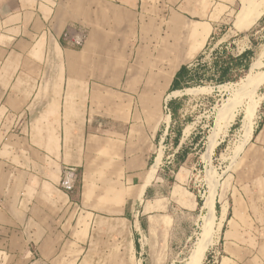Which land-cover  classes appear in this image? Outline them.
<instances>
[{"label":"crops","instance_id":"1","mask_svg":"<svg viewBox=\"0 0 264 264\" xmlns=\"http://www.w3.org/2000/svg\"><path fill=\"white\" fill-rule=\"evenodd\" d=\"M207 7V0H0V264H80L97 217L132 219L140 264H148V237L159 254L192 238L198 207L170 200L147 207L154 177L142 187L173 118L146 122L143 103L180 91L171 87L191 51L176 49L177 40L192 25L206 36ZM144 54L163 55L153 69L161 71L151 75ZM247 180L249 192L227 196L220 264H264V206L248 200L264 177Z\"/></svg>","mask_w":264,"mask_h":264},{"label":"rangeland","instance_id":"2","mask_svg":"<svg viewBox=\"0 0 264 264\" xmlns=\"http://www.w3.org/2000/svg\"><path fill=\"white\" fill-rule=\"evenodd\" d=\"M217 2L207 0L208 21L212 24V28L208 24L206 36H203L205 31L203 26L198 28L192 25L191 32L185 33L184 37L179 39V44L177 40L176 49L185 47L191 51L181 55L190 63L189 67H197L199 63L207 65L208 70L204 72V76H201V82L188 87L190 89L166 94L164 101L160 103L154 105L143 103L146 122L151 121L153 114H159L162 120L169 123L171 115L167 104L172 99L177 100L174 104L176 115L170 122L171 130L160 144L158 155L151 167L150 177L142 187L143 192L150 179L154 177L152 181L155 186L151 187L152 190L147 195V207L149 209L156 205L163 207L170 200L171 204L177 206L198 207L199 212V221L193 236L185 243L170 242L165 245L164 252L160 251L159 254L158 242L152 244L153 240L148 237L146 242L149 243L150 248L146 249L145 254L148 257V264L150 259L155 260V264H163L159 263L163 254L174 255L176 261L173 264H185L196 243L203 236L206 213L203 205L209 192L216 190V210H220L221 206L223 208L229 206L227 196L232 190L234 193L238 189L249 192L248 182H244L249 180L247 178L264 177V79L249 89L244 91L240 89L241 80L252 70L254 61H259L261 64L253 70L260 73L264 71V0H217ZM244 3L249 4V17L245 21L247 27H238L237 15ZM258 13H260L259 18L250 23L253 15ZM198 33L202 36V45H199ZM245 50H249L250 53V68L243 69L237 66L239 68H233L230 72V77L238 75L236 80L218 84L217 74L212 68L214 60L216 58L229 60V56L237 57ZM162 57L161 54L143 55L144 63L151 67L148 70L151 75L161 71V69L158 71L153 69L163 63ZM170 64L169 70L163 75L165 85L180 66L179 61ZM231 103H234L236 116L231 125L226 130H222L220 128L223 120L222 112L225 105ZM247 113L251 115L250 133L246 129ZM180 127H183L180 142L175 145L174 139ZM212 135H215L217 144L214 152L210 153ZM158 158H160L159 164L154 166ZM71 184L73 186V182L67 180L64 182L65 187ZM121 185L122 193L126 188L123 183ZM254 185L256 188L251 191L253 196L248 199L253 209L256 204L264 206V182L255 181ZM171 186L174 188L172 189ZM154 199H156L155 203ZM219 222L221 217L219 219V216H216L213 229L218 227ZM150 232L151 235L156 234L155 231ZM215 236L217 242L207 248L202 264L221 263L223 254L219 241L221 231L216 230ZM134 240L135 228L129 217L127 220L97 217L96 228L87 247L89 250L80 264H140ZM260 250L264 251V246L260 247Z\"/></svg>","mask_w":264,"mask_h":264},{"label":"bare ground","instance_id":"3","mask_svg":"<svg viewBox=\"0 0 264 264\" xmlns=\"http://www.w3.org/2000/svg\"><path fill=\"white\" fill-rule=\"evenodd\" d=\"M244 1H246V0H244ZM248 11H249V4L244 3L242 5V7H241V11L237 15L236 25L238 27H240V26L247 27L245 21L249 17V15H248L249 12ZM259 16H260V13H258L256 15H253L252 19L250 20V23L256 21L259 18ZM260 64L261 63L259 61H254L253 62L252 70L250 72H248V74L245 76V78H243L241 80L242 88H240V89L242 91H244L246 89H249L251 86L255 85L256 83H260V81L264 79V71L260 73V72H255V70H253L255 68H258ZM188 89H190V88H188ZM178 92H180V91H174L173 93H178ZM234 111H235L234 110V103L225 105V107L223 109V112H222L223 120H222V124L220 126V128L222 130H226L231 125L232 121H234V118L236 116ZM169 119H170V117H168V120ZM246 122H247L246 123L247 132L250 133L251 124H252L251 115L250 114L247 115ZM214 136L215 135H212L210 137V146H209V152L210 153L214 152V150L216 148V144H217L215 142ZM159 159L160 158H158V160H157V162L155 163L154 166H157L159 164V161H160ZM215 199H216V190L213 189L207 195V197L205 199V202H204V205H203V208L206 209V213L204 215V223H203V226H204V231H203V234H202L203 236L196 243L194 249L191 252V255H190L188 261L185 264H202V261H203V259L205 257L206 251H207V248L210 245H212L215 242H217V239H215V237H216L215 236V231L216 230H217V232L221 231L222 225H223L222 223H223V220L225 219L228 207L224 206V208L222 209L221 222H219L220 224L218 225V227L216 229H213V223H214V219L216 217V202H215Z\"/></svg>","mask_w":264,"mask_h":264},{"label":"trees","instance_id":"4","mask_svg":"<svg viewBox=\"0 0 264 264\" xmlns=\"http://www.w3.org/2000/svg\"><path fill=\"white\" fill-rule=\"evenodd\" d=\"M249 50H245L237 57L229 56V60L222 59V58H216L214 60L213 69L214 73L217 74L216 81L218 84L226 83L229 81L236 80L238 78V75L235 77H230V72L233 70V68H239L237 66L249 69L251 65V61L249 59ZM199 60V59H198ZM208 67L205 64H198L197 67L191 68L188 65H183L180 70L177 72L176 77L173 81L171 91L174 90H183L188 87H191L192 85L198 84L201 82V76H204V72H207ZM240 70V69H238ZM200 79V81H199ZM177 103L176 99H172L167 104L170 110V114L172 118L174 119L176 115V110L174 107V104ZM183 127H180L178 129V134L176 138L174 139V144L178 145L180 142V136L182 134ZM218 208V205H217Z\"/></svg>","mask_w":264,"mask_h":264},{"label":"built area","instance_id":"5","mask_svg":"<svg viewBox=\"0 0 264 264\" xmlns=\"http://www.w3.org/2000/svg\"><path fill=\"white\" fill-rule=\"evenodd\" d=\"M76 41H77L78 43H81V42L83 41V36H82V37H79L78 39H76Z\"/></svg>","mask_w":264,"mask_h":264}]
</instances>
